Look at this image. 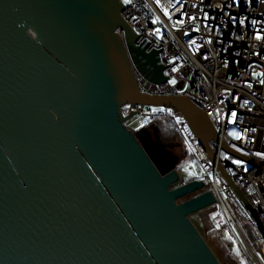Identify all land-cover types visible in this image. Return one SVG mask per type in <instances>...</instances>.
Returning <instances> with one entry per match:
<instances>
[{"label":"water","instance_id":"95a60500","mask_svg":"<svg viewBox=\"0 0 264 264\" xmlns=\"http://www.w3.org/2000/svg\"><path fill=\"white\" fill-rule=\"evenodd\" d=\"M123 10L0 0V264H222L190 218L215 196L178 184L183 156L122 107L180 110L212 159L219 135L193 99L139 90L129 53L150 80L169 77Z\"/></svg>","mask_w":264,"mask_h":264},{"label":"built area","instance_id":"2783aa9c","mask_svg":"<svg viewBox=\"0 0 264 264\" xmlns=\"http://www.w3.org/2000/svg\"><path fill=\"white\" fill-rule=\"evenodd\" d=\"M120 1L123 17L139 35L137 44L159 51L169 77L161 83L150 80L129 53L139 90L186 96L200 104L219 135L209 141L215 158L180 110L165 106L154 112L150 105L127 103L123 113L172 124L184 156L190 153L200 170L189 180L205 182L191 196L210 190L216 199L193 214L211 228L230 264H264V0ZM117 31L125 42L124 31ZM186 181L181 174L178 184ZM218 211L233 236L215 223Z\"/></svg>","mask_w":264,"mask_h":264},{"label":"rangeland","instance_id":"374dc122","mask_svg":"<svg viewBox=\"0 0 264 264\" xmlns=\"http://www.w3.org/2000/svg\"><path fill=\"white\" fill-rule=\"evenodd\" d=\"M161 107L160 106H152V109L154 112L158 111ZM149 120L146 116H134L130 118L127 122L126 125L133 131L139 129L140 127L144 126L146 123H148ZM166 126L172 128V124L168 121H165ZM182 159L178 164V169L182 174V180L186 181L192 178L193 176H199L200 175V170L198 166L196 165L195 161L192 159V156L190 153L186 154L184 156V153L182 152ZM207 186H209L207 184ZM191 220L194 222L200 233L204 236L210 247L213 249V251L216 253L218 256L219 260L221 261L222 264H230L229 260L226 257V251L223 248H220L217 246L216 241L217 238L216 236L212 233L211 228L208 226H205L203 223H201L196 214H192L190 216ZM214 221L215 223L222 227L225 231H229L231 235L233 236V233L231 229L226 226V221L225 218L223 217L222 213L220 211L216 212L214 214ZM246 233L249 237H252V231L245 226ZM234 250L236 253H240V249L238 247V244H234Z\"/></svg>","mask_w":264,"mask_h":264},{"label":"trees","instance_id":"16d2710c","mask_svg":"<svg viewBox=\"0 0 264 264\" xmlns=\"http://www.w3.org/2000/svg\"><path fill=\"white\" fill-rule=\"evenodd\" d=\"M167 119H156L153 123L158 127L162 138L166 140H181L175 128L166 126ZM169 122V121H168Z\"/></svg>","mask_w":264,"mask_h":264},{"label":"flooded vegetation","instance_id":"af4514ba","mask_svg":"<svg viewBox=\"0 0 264 264\" xmlns=\"http://www.w3.org/2000/svg\"><path fill=\"white\" fill-rule=\"evenodd\" d=\"M164 140L166 142L173 144L174 145L173 150L182 156V152L184 153V145L181 140H166V139Z\"/></svg>","mask_w":264,"mask_h":264},{"label":"snow or ice","instance_id":"6c2138e0","mask_svg":"<svg viewBox=\"0 0 264 264\" xmlns=\"http://www.w3.org/2000/svg\"><path fill=\"white\" fill-rule=\"evenodd\" d=\"M233 116H235V113H233Z\"/></svg>","mask_w":264,"mask_h":264}]
</instances>
